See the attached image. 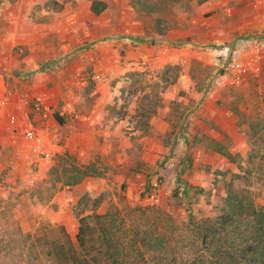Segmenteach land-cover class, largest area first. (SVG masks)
<instances>
[{
  "label": "rangeland",
  "instance_id": "rangeland-1",
  "mask_svg": "<svg viewBox=\"0 0 264 264\" xmlns=\"http://www.w3.org/2000/svg\"><path fill=\"white\" fill-rule=\"evenodd\" d=\"M59 1L45 0L43 6L47 11L57 9L61 5ZM63 1L75 6L78 0ZM99 1L105 7L97 13L98 20L90 21V27L100 21L105 22L106 29L115 28L119 32L113 34L106 30L100 37L96 31H90V46L95 42L92 37L96 36L98 41L114 37L131 42L138 39L156 48L162 45L159 35L177 28L180 10L203 2ZM2 3L25 10L32 5L24 12H28L27 17L35 23H39V15L43 13L35 0H0V5ZM224 7V19L237 15L232 4ZM254 7L249 9L250 15L255 17L251 26L230 31L224 26L219 28L220 40L209 44L212 48L219 45L215 64L203 66L200 63L192 67L194 85H190V92L195 96L190 97L187 104L173 100L167 115L169 131L163 138L153 137L155 141H162L163 152L150 153L142 147L149 131L147 120L160 106L161 92L177 75L174 66L161 69L156 75L158 79L153 78L148 68L139 72L118 68L120 72L116 76H96V71L104 70L95 56L84 59L83 69L73 73L68 68L71 59L66 55L48 56L38 66V70H46L51 78H57L49 84L57 85L55 90L59 93L47 98L45 105L49 115L54 118V113L61 114L65 101H71L77 117L63 115V124L57 123L55 118L43 122L42 139L52 153L49 161L34 155L25 140L15 148L11 144L17 143L16 139L0 140V264H54L51 258L41 254L47 243L59 240L65 232L77 245L75 236L82 216L115 211L124 214L128 209L152 207L144 203L143 192H136L145 184L151 185L152 181L160 185V202L153 207L165 209L181 223L188 220V210L195 219L220 212L230 185L244 189L256 205L264 206V85H236L253 72L233 84L225 69L227 58L220 52L222 45H230L223 43L226 34L229 37L238 35L236 39L264 37V27L259 28L264 17L259 15L260 19ZM26 43L15 41L18 54H28ZM120 55L122 62L124 50ZM145 63L141 61L142 65ZM49 66L53 67L49 69ZM97 83L110 85L111 93L114 88L118 89L112 94L113 100L104 107L102 118L97 114H101L95 102L98 95L93 93ZM25 96L32 98L27 93ZM206 99H210L207 107L212 112L216 107L232 111L236 126L233 135L221 131L218 136L183 134L190 126L189 117L194 119L198 105ZM1 122L0 136L6 137ZM178 145L183 146L180 152ZM199 146L213 150L220 147L222 151L232 152L233 157L230 159L216 152L207 163L205 153L194 151ZM74 166L87 171V175L76 183H73L77 175ZM175 259L177 256L170 264H179ZM141 263L162 264V259Z\"/></svg>",
  "mask_w": 264,
  "mask_h": 264
},
{
  "label": "crops",
  "instance_id": "crops-1",
  "mask_svg": "<svg viewBox=\"0 0 264 264\" xmlns=\"http://www.w3.org/2000/svg\"><path fill=\"white\" fill-rule=\"evenodd\" d=\"M93 1L78 0L75 6H72V4L64 3L63 0H60L61 5L59 8L47 11L43 6L45 0H35V3L40 5V7L37 6L36 8L39 7L38 9L43 12L39 15V23L32 22L27 17L26 14L28 12H24L25 9L23 7L19 6L16 8L15 5L2 3L0 5V90L10 92L12 99L19 98L27 93L32 97L40 98L46 104L48 97L53 96L55 93L59 94L55 90L58 88L57 85H49L51 80L56 82L57 78H51L46 70H38L37 68L48 56L51 57L53 55H66L71 59L68 63L71 73L75 72V70H81L80 68L83 69L84 59L95 56V59L105 71L101 73L100 70L96 71V76L105 74L108 76L112 74L111 77L116 76L117 72H120L118 68L138 72L143 70V68H148L147 71L153 75V78L158 79L156 75L159 71L161 73V69L167 65L174 66L177 75L163 89L160 106L155 114L147 120L149 131L147 136H145L146 141L142 147L150 153L156 150L163 152L162 141H155L153 137L163 138L165 133L169 131L170 124L167 115L173 100H182L183 104H187L190 100L189 98L195 96L190 92V85H194L192 67L195 64L201 63L205 66L217 62L216 54H218L219 45L215 44L214 48H212L209 46L210 42L213 44L220 40V36H218L219 28L221 29L223 26L227 31L241 30L245 26H251V22L255 17L250 15L249 9L253 8L254 3L249 2V0H203L199 6L191 4L178 12L177 28H171L166 34L159 35L160 38L158 39L162 45L156 48L155 45L148 46L147 43H141L138 39L131 42L129 39L122 40V38L116 39L114 37L98 41L96 36L92 37L95 42L93 46H90V31H96L100 37L106 34V30H109L110 33L114 32L113 34L119 32L115 28L106 29L107 25H105V22L100 21H98V25L94 23L95 25L93 24L90 27V21L94 22L99 18L97 13L91 9ZM227 4H232L233 8L235 7L238 11L237 15H232L230 19H224L222 16V12L226 11L224 6L227 7ZM30 8H32V5L28 6L25 11L30 10ZM254 8L258 12L257 16L260 19L259 15L264 17V9H259L256 6ZM221 20L223 21L222 24ZM6 23L7 25H5ZM263 27L264 19H261L259 28ZM237 37L238 35L229 37L226 34L223 38L224 42H222L234 45L237 43L235 40ZM64 39L66 42H63ZM15 41L27 42L25 44L28 45L27 49L29 50L27 55L18 54L16 48H14ZM242 46L244 47L246 44L241 42L240 47ZM121 50H124V61L122 62L119 61ZM240 54L244 56L246 54L245 50H241ZM141 61L146 62L145 65H142ZM258 63L261 68L260 73L253 72L254 74L244 75L245 77L236 85H264V46L263 50L259 52ZM52 67L49 66V69ZM229 77L233 84L236 83L230 75ZM71 88H73L72 85ZM110 89V85H103V83H97L93 87V93L98 95L95 102L98 110L101 111V114L97 113L100 116L99 118L105 115L104 107L113 100L112 94L118 92V89L114 88V92L111 93ZM209 100L206 99L205 102H201L198 105L197 113H195L197 117L195 116L194 119L189 117V122L191 123L187 127V132H183L184 135L187 136L190 133L193 137H199L202 134H205V136L208 134L218 136L220 135L218 131L230 135L235 133V116L232 111L228 108L216 107L214 112H212L207 107ZM11 102L6 105H0V121H2V127L7 133L6 137L4 135L0 136V140L16 139L17 143L12 141L13 144H11L15 148L18 144L23 143V138L9 129L6 114L13 108V103ZM40 125H43V121ZM176 133L179 135V132ZM183 138L185 139L186 137L183 136ZM178 148V152H180L183 146L178 145ZM194 151L199 154L205 153V162L210 161V158L218 152L211 148L207 149L206 146H199ZM228 152L232 154V152ZM150 184H145L142 189L140 187L136 188V192H147L155 185H158L155 181ZM158 186L160 187V185Z\"/></svg>",
  "mask_w": 264,
  "mask_h": 264
},
{
  "label": "trees",
  "instance_id": "trees-1",
  "mask_svg": "<svg viewBox=\"0 0 264 264\" xmlns=\"http://www.w3.org/2000/svg\"><path fill=\"white\" fill-rule=\"evenodd\" d=\"M104 7L99 0L91 4L95 13ZM53 116L64 123L63 115ZM215 150L233 157L220 147ZM73 170V183L87 175L81 167ZM126 212L82 216L77 245L63 232L41 254L54 264H142L150 259L170 264L176 256L179 264H264V206L256 205L244 189L230 185L220 212L195 219L188 210V220L182 223L153 206Z\"/></svg>",
  "mask_w": 264,
  "mask_h": 264
},
{
  "label": "built area",
  "instance_id": "built-area-1",
  "mask_svg": "<svg viewBox=\"0 0 264 264\" xmlns=\"http://www.w3.org/2000/svg\"><path fill=\"white\" fill-rule=\"evenodd\" d=\"M254 5L259 9H264V0H254ZM239 40V41H238ZM234 45H222L221 54L227 59L226 70L231 78L237 82L244 75L250 72H258L260 65L258 63L259 52L263 50L264 37L254 36L236 39ZM241 42L246 46L240 47ZM245 50L246 54L241 56L240 51ZM13 100V102H11ZM13 103V108L6 114L10 130L18 133L23 140L29 144L30 150L34 155L45 161H49L52 153L42 139L40 123L48 119H54L48 113V107L38 97L28 98L23 95L12 99V94L7 90H0V105ZM61 115L77 117L74 104L71 101H65ZM143 192L141 198L149 206H157L160 202V187L155 185L152 189Z\"/></svg>",
  "mask_w": 264,
  "mask_h": 264
}]
</instances>
